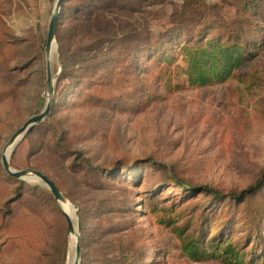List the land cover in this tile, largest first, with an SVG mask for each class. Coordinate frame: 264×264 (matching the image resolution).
I'll list each match as a JSON object with an SVG mask.
<instances>
[{"label":"rangeland","instance_id":"obj_1","mask_svg":"<svg viewBox=\"0 0 264 264\" xmlns=\"http://www.w3.org/2000/svg\"><path fill=\"white\" fill-rule=\"evenodd\" d=\"M55 1L0 0V264H67L70 234L49 189L8 176L1 164L10 137L46 102L44 48ZM84 1L62 4L50 114L14 148L11 168L42 173L77 208L80 264H219L189 260L177 236L215 237L225 227L241 241L264 213V179L238 203L227 197L264 170V0L254 1L249 32L252 45L260 43L257 57L202 87L189 85L181 57L154 64L139 44L163 34L187 3L216 6L222 21L208 38H220L225 23L242 17L232 6L237 0H123L95 33L104 48L98 54L95 35L76 15ZM88 45L91 52H74ZM263 230L264 217L255 234Z\"/></svg>","mask_w":264,"mask_h":264},{"label":"trees","instance_id":"obj_2","mask_svg":"<svg viewBox=\"0 0 264 264\" xmlns=\"http://www.w3.org/2000/svg\"><path fill=\"white\" fill-rule=\"evenodd\" d=\"M122 1L86 0L84 3H87V8L78 10L76 15L85 19L87 31L93 36L99 32L101 21L109 23L106 18H103L106 13L116 14L117 11H122ZM254 1L237 0L235 4H232L234 8L239 10V14L242 17L237 20L234 19L230 23H225L222 37L210 39L208 37L211 35L210 29L212 25L222 21L218 12L215 11L216 6L197 5L196 3L192 6V4L187 3L186 5L190 8H186L187 10H184L177 18L172 17L170 27L163 34L155 38L145 37L139 44V48L143 51L150 49L151 59L149 62L154 64L170 66L172 62H176L181 57V60L186 65L183 74L191 86L202 87L212 82L222 83L230 78L234 71L241 69L257 57V49L260 43L257 42L252 45L249 37L251 35L249 32L251 30L252 15L254 14L252 11ZM141 2L142 0H131V2L128 1L127 3L139 5ZM89 3H92V5ZM175 37L181 39L175 40ZM95 40L93 42V51L97 54L98 52H103L104 48L101 49L102 45L99 46L102 40L99 41L98 34L95 35ZM165 41H171L170 44L173 45L174 50L170 52L166 48ZM62 49L63 46H60V52H62ZM91 51V46L89 45L85 48L78 46L74 50V52ZM113 62L115 65L120 64L119 59L113 58ZM99 63L101 66L105 64L101 59H99ZM79 71L73 76V79L78 82L82 81L84 77V74ZM263 179L264 170H262L260 177L253 185L240 193H230L227 197L238 203L243 200L246 194H253L261 189L263 187ZM176 185L186 188L182 182H177ZM201 193L212 195L214 200L221 198L220 194L210 188H201ZM241 202L243 203V201ZM263 217L264 213L256 214L255 220L250 224L251 234L241 241L236 240L233 233L228 234V232H225V227L220 228L215 237L211 236V234L205 236V232L188 236H185L183 232H179L177 236L178 249L193 262L214 259L219 264H264V230L255 234L256 230H258L259 220ZM80 225L82 231L80 248L82 254L85 248L82 219ZM2 228L5 230V227L2 226ZM6 229L9 228L6 227ZM242 233L239 232L240 235ZM250 248L251 252H249ZM62 258H64V254H62Z\"/></svg>","mask_w":264,"mask_h":264},{"label":"water","instance_id":"obj_3","mask_svg":"<svg viewBox=\"0 0 264 264\" xmlns=\"http://www.w3.org/2000/svg\"><path fill=\"white\" fill-rule=\"evenodd\" d=\"M64 0H56L53 6V10L49 19L47 33L45 38V48L44 52L46 55V87H47V98L45 105L42 111L36 115L31 116L26 120V122L18 128L14 134L10 137L5 147L1 152V164L6 172V174L15 179L27 180V181H37L40 182L43 186L47 187L53 196L54 200L58 204L61 209L62 204H68L69 202L64 198L60 190L56 187V185L48 179L42 173L32 170V169H24V170H14L10 166V156L14 148L19 144V142L25 137L26 134L34 130L35 126L41 123L49 114L51 109V104L54 96V83L56 76L52 75L50 54L51 51L54 50L56 54L57 63L59 64V50L55 40L56 28H57V20L59 18L60 10L62 7ZM70 207L73 210L74 217H77V208L72 206L69 203ZM62 211V209H61ZM62 214L65 217L67 222V230L69 234L74 232V228L70 218L62 211ZM76 232H77V240L74 251V260L72 264H80L81 262V248H80V226L79 223L76 222Z\"/></svg>","mask_w":264,"mask_h":264},{"label":"bare ground","instance_id":"obj_4","mask_svg":"<svg viewBox=\"0 0 264 264\" xmlns=\"http://www.w3.org/2000/svg\"><path fill=\"white\" fill-rule=\"evenodd\" d=\"M54 53H55L54 50H52L50 57H49L51 62L53 60ZM61 209L70 218L72 225H73V228H74V232L72 234H70L69 253H68V259H67V264H72L73 260H74V251H75V245H76V240H77L76 224H75V220H74L73 210L70 207L69 203L68 204H62Z\"/></svg>","mask_w":264,"mask_h":264}]
</instances>
